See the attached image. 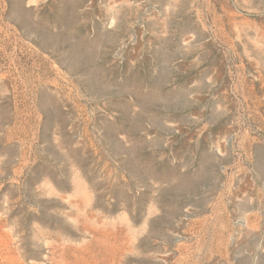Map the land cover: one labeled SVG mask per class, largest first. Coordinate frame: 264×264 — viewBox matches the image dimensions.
I'll list each match as a JSON object with an SVG mask.
<instances>
[{
	"label": "rangeland",
	"instance_id": "1",
	"mask_svg": "<svg viewBox=\"0 0 264 264\" xmlns=\"http://www.w3.org/2000/svg\"><path fill=\"white\" fill-rule=\"evenodd\" d=\"M0 264H264V0H0Z\"/></svg>",
	"mask_w": 264,
	"mask_h": 264
}]
</instances>
